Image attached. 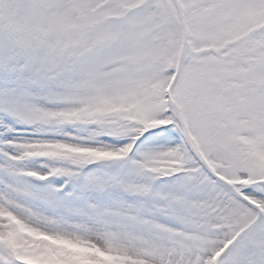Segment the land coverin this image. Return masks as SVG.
Wrapping results in <instances>:
<instances>
[{
  "label": "snow or ice",
  "instance_id": "6c2138e0",
  "mask_svg": "<svg viewBox=\"0 0 264 264\" xmlns=\"http://www.w3.org/2000/svg\"><path fill=\"white\" fill-rule=\"evenodd\" d=\"M0 264H264V0H0Z\"/></svg>",
  "mask_w": 264,
  "mask_h": 264
}]
</instances>
